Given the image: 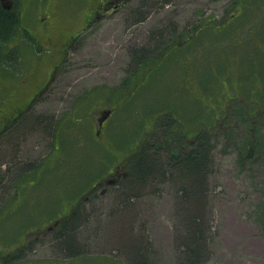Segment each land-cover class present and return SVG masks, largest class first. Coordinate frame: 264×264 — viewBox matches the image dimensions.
Masks as SVG:
<instances>
[{"label": "rangeland", "instance_id": "374dc122", "mask_svg": "<svg viewBox=\"0 0 264 264\" xmlns=\"http://www.w3.org/2000/svg\"><path fill=\"white\" fill-rule=\"evenodd\" d=\"M96 1L34 0V4H46L47 19L65 21L74 30L82 25L81 19L89 17ZM242 1L130 0L117 11L95 17L91 26L81 31L77 41L68 46L65 61L47 89L34 97L21 128L9 131L13 129L11 126L0 137V208L5 209L0 216V250L18 247L25 255L10 264H132L129 252L123 250L125 246L116 238L118 228L112 223V214L122 199L119 184L128 177V160L121 158L139 141V137L133 140L139 130L149 134L152 114L158 121L170 109L180 119L186 137L192 136L199 126L212 147L213 169L206 186L210 229L198 264H264V36L260 37L258 32L264 21V0ZM230 8L231 12L236 9L237 17L226 31L212 32L219 24L214 23L202 30L193 44L172 52L178 56L188 54L189 59L183 64L172 60L175 63L172 66L164 62L153 68L155 65L151 63L142 77L139 74L136 80L129 78L135 67L131 56L134 49L141 53L155 46L159 50L181 31L179 38L186 37L194 23L212 17L219 20ZM256 10H261L260 17L255 15ZM245 12H250L252 19H245ZM27 14L31 19L35 15L29 10ZM249 21L257 29L245 27ZM217 41L223 43L219 45ZM24 42L29 47L20 45L21 51H15L12 67L0 61V124L14 114L15 107L23 109L30 91L41 84L37 73L29 76L28 87L21 85L25 74L31 73L32 58L44 64L41 78L49 70L48 63L51 68L52 61L61 59L59 54L48 58V49L47 54H40L29 38ZM44 46L45 50L46 43ZM248 49L252 50L261 76L256 81L257 70L247 68L248 77L242 84L237 77L242 74ZM193 64L197 68L195 76ZM207 75L211 92L202 100L209 88L196 86L192 77L207 78ZM224 81L229 91L225 85L218 88ZM246 82L251 85L247 90L250 94L244 92ZM257 83L259 87L254 86ZM214 85L216 93L212 91ZM102 88L109 89L105 98L101 95ZM114 89L121 93L117 95ZM234 91L239 92L240 102L228 101ZM227 101L230 107L241 108V112L224 108L226 116L220 120L225 118L229 124L232 115L236 125L217 127L213 124L216 118L213 109ZM110 109L114 111L112 116L98 131V119H104ZM6 110V116L2 115ZM70 115L78 120L70 122ZM242 117L246 119L242 121ZM206 118L208 123L202 125ZM41 119L49 122L50 127ZM123 122L125 125L119 127ZM251 124L254 126L249 127ZM246 136L254 139L250 156L247 153L252 145L245 149L242 144ZM28 162L37 163L34 171H22ZM109 170L114 174H106ZM98 174L102 176L99 179ZM176 195V188L169 181H158L149 189L147 186L144 196L135 199L133 233L141 240L146 264L183 263L184 256L177 247V227L182 220L177 216ZM73 199L77 200L76 205L85 207L84 218L74 232L86 252L77 257L62 252L53 232L57 221L54 216L69 212ZM120 217L117 213L116 218ZM47 219L53 222L47 225ZM27 230L31 231L26 234Z\"/></svg>", "mask_w": 264, "mask_h": 264}, {"label": "trees", "instance_id": "16d2710c", "mask_svg": "<svg viewBox=\"0 0 264 264\" xmlns=\"http://www.w3.org/2000/svg\"><path fill=\"white\" fill-rule=\"evenodd\" d=\"M129 1L130 0H122L121 2H119L118 8L124 4H127ZM244 1L245 0H243L242 2L244 3ZM101 3L102 1H100V3L98 2V0L96 1L95 7L89 11V17L86 18L85 22L83 21L85 25H81L79 28H77L76 30L77 32L73 33L72 36L76 37L75 41L72 42L71 39H69V41L67 39L65 42V46H60V43H58L57 45H54V43L50 41L49 43L50 52H49L48 58L53 57L54 54L56 57V55L59 54V56H61V59L56 61V63L52 61L53 64L51 65V68L49 69V75L47 77L48 80L50 77L52 78L55 72L61 69L62 66L60 64L61 62H63V60L65 61L64 58L66 57V50L68 49V45L69 47H71L77 41L79 34L82 31V30L81 31H78V30H80L81 28L84 29V28L90 27L93 21L96 19L95 17H93V14H94L93 10L98 8L99 9L98 11H101V9L103 8V6L101 8ZM252 7L253 6L251 4V7L249 8L251 9ZM118 8L116 9V11L118 10ZM232 10H233L232 8L228 9L219 20L212 17V18L205 19L203 21L201 20L199 21L200 23L199 22L194 23L193 25H191L190 30L187 31L188 34L186 35V37H183L182 39L179 38V36L183 34V32L181 31L178 34V37L176 35L175 38H173V40L171 39V41L166 42V44L163 45V47H161L159 50L157 49L158 50L157 53H155L157 51L155 50V46L152 47V50H148V49H145L143 51L141 50V53L139 49L137 50L134 49V51L131 52L132 53L131 56L133 58V61H134L133 63L135 67H134V70L130 71L129 78H131L132 80L133 79L136 80L140 76L139 74H141V77H142V75H144L145 72L147 71L146 67H148V69L151 68L150 67L151 63H154L155 65L153 66V68H157L158 66H161V64H163L164 62L165 63L170 62L169 64H166V66H169V65L172 66V63L175 64L174 62H172V60L177 61L180 64H183L184 60L189 59L188 54H185L184 56H178L176 54L173 55L172 52L177 53L184 46L193 44L196 40L199 39L200 32L202 30L207 29L210 25L214 23L215 24L219 23L220 25L218 24L214 28H212V32H215L216 29L218 31H216L215 33L219 31L220 32L226 31L227 27L230 26V24L233 23L234 19L237 17V15L235 14L236 9L233 12H231ZM112 11H114V8L103 9L101 11L103 12V14L100 16L109 14ZM254 12H255V15H258L259 17L261 16V13H262L261 10L260 11L256 10ZM244 14H245L244 16L245 19L246 18L252 19L251 18L252 14H250V12L249 13L245 12ZM138 17L141 18L142 15H138ZM199 19H201V17H199ZM250 21L246 23L248 25H246L245 27L256 28L253 21L250 25ZM13 25H14L13 17L10 14L0 9V43H2L1 38H6L5 42H10V38H11L10 34H11ZM56 32L54 34H51L48 39L50 40V37L54 36ZM258 32H259L260 37L264 36V21H263V26L261 27V24H260V26L258 27ZM217 42L219 45L223 43V42L220 43L219 41ZM44 48L45 46L43 45L42 49H39V52H42L40 54H44V55L47 54L46 51L48 48L45 50ZM257 48L258 46L254 47V51H256ZM214 52H217V51L215 50ZM8 53L12 54L11 57L8 56L9 55ZM247 53L248 54L245 56L244 58L245 61L241 68L242 74H240L237 77L238 82H241L242 84L244 83V80H246V78L248 77V75H246V72H245L247 68L251 69V71L253 69H255V71L257 70V76L255 77L256 81L259 75L261 76V73L258 72V68L255 66L254 60L252 58V50L248 49ZM15 54L16 53L13 50L0 49V61L3 62L7 67H12L14 65ZM152 54L154 55L152 56ZM171 55L173 56L170 57ZM48 64L50 66V63ZM36 65L38 66V61H36L34 67ZM162 68H165V67H162ZM181 69H183V67ZM222 69L224 70V68ZM6 70H8V68ZM176 71H177V68H176ZM178 71H181V70L178 69ZM10 72L12 74V71H9V73ZM193 73H194V76L197 74V68L194 67V64H193ZM146 76L148 77V75ZM180 79H182V77H180ZM192 79H193V83L196 86L200 84L201 86L205 88L206 87L209 88L206 94L204 96L202 95V100H205L208 97L207 95L209 94V92H211V89H210L211 85L210 83H208L209 76L207 75V78L192 77ZM225 79H226L225 81H227L228 83L229 77ZM188 80L190 81L189 78ZM225 81L221 84V86H218L219 89H222L224 85L226 86V89H228V86L226 85ZM235 83L236 82H232V85H235ZM260 83L263 84V82H260ZM21 85L24 86L23 82L21 83ZM45 85L46 83H42L38 85L36 89L38 91L37 95L42 93L45 89H47L46 88L47 85L46 86ZM250 86L251 85L249 83L247 82L245 83V91H244L245 93H247V90ZM254 86L259 87V83L255 84ZM216 87L217 86L214 85L212 89V91H214L215 93L217 89ZM115 90L117 91V95L121 93V90L114 89V91ZM108 92H109V89H106V88L101 89V95H103L104 98L108 95ZM114 93L116 92H113V94ZM198 93L199 95H201L200 92ZM233 93L234 94L228 96V101L237 100L238 102H240L238 94H237L239 92L234 91ZM110 94L112 93L110 92ZM247 94H250V93H247ZM27 100H28V103L21 110V114L17 116L16 119L14 118L11 121H9L7 126H5V128L3 127L2 129H1V126L3 125L4 122L0 124V129H1L0 137L2 136L5 129L8 130V128L13 126V129L10 128L9 131L13 130L16 132L17 129L19 130L21 126L24 124V122L26 121L24 119L26 117V114L29 113V111L31 110V104L34 101V98L27 99ZM228 101L225 104L224 103L219 104L218 107L221 109H222V106H224L223 110L217 107L214 108V106H212V108H214L213 111L215 112V115H216L215 116L216 118L214 119L213 124H216L217 127H223V126L233 127L236 125V123L233 120L234 116L232 115H231L232 122L229 124H227L225 118L222 121L220 120L221 117L226 116V114L224 113V108L228 107L234 113H236L237 111L241 112L240 110L241 108L239 107H235V108L230 107V104ZM121 104L123 105L122 102ZM203 104L205 106L206 105L209 106V104H206L204 101H203ZM125 105L128 106L127 102H125ZM16 108H19V107H16ZM128 109L131 110L132 113H135L134 108H131L128 106ZM113 112L111 113V116ZM205 112L208 113L207 110ZM253 112H255V108L252 110L251 114H253ZM152 117H151L152 124L147 129V131H149L147 133L149 134H146L145 131L139 130L138 134H136L135 137H133V140L136 137H139V141H137V143L134 144V146L130 147L122 155V158H121L122 160L124 159L128 160L126 164L128 177L125 179L124 183L121 182L119 184L120 188L122 189L121 194H120L122 199L120 203H118L119 206L117 207V210H114L112 214L113 215L112 218L114 220L112 221V223L115 229L118 228L116 238L119 237L120 242L125 246L123 250H125L127 253L129 252L127 256L130 257V261L132 262V264H146L143 258L144 248H142L141 240H138L135 234L133 233V231L135 230V227L133 224L134 213L136 211L134 208L135 199L140 198L141 196H144L147 186L149 189L150 187H152V185L155 184V182L169 181L176 188L177 216H179L182 220V224L179 225V227H177V230H178L177 247L181 255L184 256V260L182 264H198L199 259L204 253V251L202 250H205V242L207 240V233L210 229L209 219H208V213L210 209L206 205L207 203L206 186H207V181H208L207 176L209 175L210 172H212V169H213V165H212L213 160L211 157L212 147L210 144V140L206 137V134L203 131H199L198 129L199 126H197L196 128L197 130L195 129L193 131L192 136L186 137L185 131L180 122V119L174 116L171 109L169 112L165 114V116H162L158 121H156L153 114H152ZM244 118L245 117H242V121H244ZM72 119L74 120V122L78 120V118L75 115H70V119H69L70 122H72L71 121ZM39 121H42L44 125L47 126L48 128L50 127L49 122L47 121L44 122L43 119ZM206 121L208 123V118H206V120L204 121L205 123L202 122V125L207 124ZM27 122L29 123V121ZM246 122L248 123V120H246ZM178 124L179 125L181 124V126L180 128L176 129ZM124 125H125V122L120 123L119 127H123ZM248 126L249 127L254 126V124L253 125L251 124ZM96 131H95V134H96ZM226 131L227 130H224L223 132H226ZM124 134L127 135L128 130H125ZM123 139H125L124 136H123ZM243 141L244 143L242 144H243V148L245 149H248L249 145H252L250 148V152L247 153V155L250 156L255 147L253 145L254 139L246 136L243 139ZM35 166H37V163L35 165L34 162H28L24 166H22V171L24 172H28L29 170L34 171L33 169ZM23 174L24 176H26V173H23ZM98 176H99L98 179L102 177L101 174H98ZM95 184H96V181L94 182V184L90 186L89 190L93 188ZM76 201L74 200L73 203H70L69 206L71 207L70 208L71 210L69 212L61 213V215L54 216L57 220L56 225H55L56 230L54 229L53 231L55 240L58 244V247L62 250V252L67 253L68 255H71L70 257H73V256L77 257L80 255L82 256L86 252L83 246L80 243H78L79 241L77 240L76 233L74 232V229L78 227L81 219L84 218V213L82 210L85 208L80 203L76 205ZM72 210L74 211L72 212ZM4 211L5 209L0 208V216H3V214L5 213ZM117 213H120L121 215V217L118 219L116 218ZM262 215L264 217V211L262 212ZM46 221H47L46 222L47 225L48 223L53 222V220H50V219L49 221L48 219ZM31 230H27L26 234L30 232ZM126 247L128 248L129 251L127 250ZM0 252L3 254L0 256V264H10L11 262H16L17 259L21 260L25 258L23 249L18 248V247H15V248L9 247L7 250L6 249L3 251L0 250ZM112 256L115 257L114 255ZM113 257L111 258V256H109L108 258L114 259Z\"/></svg>", "mask_w": 264, "mask_h": 264}, {"label": "flooded vegetation", "instance_id": "af4514ba", "mask_svg": "<svg viewBox=\"0 0 264 264\" xmlns=\"http://www.w3.org/2000/svg\"><path fill=\"white\" fill-rule=\"evenodd\" d=\"M121 1L122 0H106L105 2H103L105 6L101 9V11L103 9H112V8H114V11H115L118 8L119 2ZM0 9L10 14L14 19V25L12 27L11 34H10L11 35L10 42H5L6 38H1L2 43H0V49L2 50L10 49L13 51H16V50L21 51V46H25L26 48H28L29 47L27 45L28 43L24 42L25 39H28V38H29V43L33 42L34 46L36 45L37 51H39V49H42L44 43L47 44L46 49L48 48L49 50L50 41H52L54 45H57L58 43H60V46H65V42L67 39L68 41L69 39H71L72 42L76 40V37L72 35L73 33L77 32L76 31L77 28H75L74 30L69 29L67 26L68 23H66L65 21H58V20L51 21L50 19H47L49 6H46V4H34V0H0ZM28 10L30 12L35 13L32 19L27 14ZM98 10H99L98 8L93 10L94 11L93 17H98L103 14V12L98 11ZM40 12L43 13L42 17L40 16ZM83 21L85 22L86 18L81 19L82 25H85ZM24 23H27V25H22ZM81 30L83 29L81 28L78 31H81ZM55 32L56 34L54 36H51L49 40L48 39L49 36L51 34H54ZM34 60H38V58L37 59L32 58L33 63L30 67L31 73L29 75L25 74L24 81H23L24 87H28L30 85L29 76H37V73H38L41 77V74L44 72V64L38 63V66L36 65L34 67L36 63ZM49 69H50V66H49ZM48 75H49V70L46 73V75L43 78H41V84L46 83V85H49V80L51 79V77L48 80L47 79ZM37 93H38L37 90L35 89L31 90L29 94L30 96H27V99L34 98L37 95ZM21 110L22 108L15 107L14 114L10 118L5 119V122L1 126V129L3 127L5 128V126H7L9 121H11L14 118L16 119L17 116L21 114ZM7 112L8 111L6 110L5 113H1V114L6 116ZM111 113L106 118L104 119L101 118V121L100 119H98L99 124L97 122V125L100 127V128H97L98 131L100 129H103L106 126L111 116ZM0 119H2L1 115H0ZM113 170L107 171L106 174H110V175L114 174Z\"/></svg>", "mask_w": 264, "mask_h": 264}, {"label": "water", "instance_id": "95a60500", "mask_svg": "<svg viewBox=\"0 0 264 264\" xmlns=\"http://www.w3.org/2000/svg\"><path fill=\"white\" fill-rule=\"evenodd\" d=\"M110 111H111V110H109V111L107 112V115L110 113ZM107 115H106V116H107Z\"/></svg>", "mask_w": 264, "mask_h": 264}]
</instances>
